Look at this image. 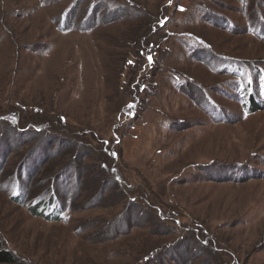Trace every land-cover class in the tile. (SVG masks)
Listing matches in <instances>:
<instances>
[{
	"label": "rangeland",
	"instance_id": "374dc122",
	"mask_svg": "<svg viewBox=\"0 0 264 264\" xmlns=\"http://www.w3.org/2000/svg\"><path fill=\"white\" fill-rule=\"evenodd\" d=\"M261 73L264 0H0L2 248L264 264Z\"/></svg>",
	"mask_w": 264,
	"mask_h": 264
},
{
	"label": "trees",
	"instance_id": "16d2710c",
	"mask_svg": "<svg viewBox=\"0 0 264 264\" xmlns=\"http://www.w3.org/2000/svg\"><path fill=\"white\" fill-rule=\"evenodd\" d=\"M252 103H253L252 100H249L247 110H250L251 107L252 109L255 108ZM0 264H16L14 257L2 248L1 243H0Z\"/></svg>",
	"mask_w": 264,
	"mask_h": 264
},
{
	"label": "snow or ice",
	"instance_id": "6c2138e0",
	"mask_svg": "<svg viewBox=\"0 0 264 264\" xmlns=\"http://www.w3.org/2000/svg\"><path fill=\"white\" fill-rule=\"evenodd\" d=\"M129 107H131V105Z\"/></svg>",
	"mask_w": 264,
	"mask_h": 264
}]
</instances>
